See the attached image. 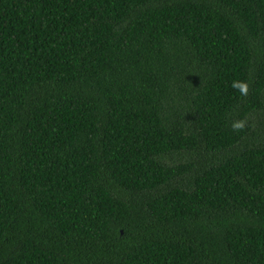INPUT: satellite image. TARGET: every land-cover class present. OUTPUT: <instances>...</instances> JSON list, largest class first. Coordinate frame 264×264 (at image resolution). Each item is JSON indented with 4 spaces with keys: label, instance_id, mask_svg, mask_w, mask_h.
I'll return each instance as SVG.
<instances>
[{
    "label": "trees",
    "instance_id": "16d2710c",
    "mask_svg": "<svg viewBox=\"0 0 264 264\" xmlns=\"http://www.w3.org/2000/svg\"><path fill=\"white\" fill-rule=\"evenodd\" d=\"M0 264H264V0H0Z\"/></svg>",
    "mask_w": 264,
    "mask_h": 264
},
{
    "label": "clouds",
    "instance_id": "9594fccd",
    "mask_svg": "<svg viewBox=\"0 0 264 264\" xmlns=\"http://www.w3.org/2000/svg\"><path fill=\"white\" fill-rule=\"evenodd\" d=\"M232 87L237 89L241 93V95H243V96H246L248 94V84H247V82L233 81ZM231 127H232V129L234 131H237V132L242 131L246 127V121H244V120L234 121L231 124Z\"/></svg>",
    "mask_w": 264,
    "mask_h": 264
}]
</instances>
